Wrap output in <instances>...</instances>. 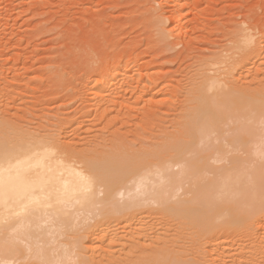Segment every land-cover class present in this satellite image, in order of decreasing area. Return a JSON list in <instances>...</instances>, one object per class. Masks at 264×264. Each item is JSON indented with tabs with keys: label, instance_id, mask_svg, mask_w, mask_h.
Listing matches in <instances>:
<instances>
[{
	"label": "rangeland",
	"instance_id": "1",
	"mask_svg": "<svg viewBox=\"0 0 264 264\" xmlns=\"http://www.w3.org/2000/svg\"><path fill=\"white\" fill-rule=\"evenodd\" d=\"M247 17L259 23L249 33L262 43L264 0H0V144L26 136L84 152L98 167L83 165V172L99 197L111 191L124 202L121 210L103 204L100 209L113 210L85 211L75 223L59 224L63 236L53 235L54 256L62 247L78 264H264V212L249 224L218 227L205 211L153 202L129 207L122 195L179 155L174 145L190 129L183 113L194 105L188 89L201 81L210 57L232 47L226 34ZM259 49L243 76L231 61L220 65L221 79L251 92L263 89V43ZM105 76H117L120 87L108 100L93 94ZM233 124L232 118L219 123L220 151ZM212 177L186 179L175 202L194 198ZM20 245L21 252L1 261L45 263Z\"/></svg>",
	"mask_w": 264,
	"mask_h": 264
},
{
	"label": "bare ground",
	"instance_id": "2",
	"mask_svg": "<svg viewBox=\"0 0 264 264\" xmlns=\"http://www.w3.org/2000/svg\"><path fill=\"white\" fill-rule=\"evenodd\" d=\"M253 19L247 17L243 24L227 32L232 47L224 50V55L210 57L207 65L205 64L207 72L202 75L201 81L194 82L192 88L188 89L187 94L193 97L194 105L183 113L189 117L190 129L187 140L175 141L178 143L174 145L173 151L176 149L179 155H173L167 168L152 175L155 181L150 179L151 175L143 176L135 183L134 189L131 186L123 193L120 191L125 195V205L130 207L136 203L153 202L158 206L175 205L183 208L182 210H201L211 215L209 217L215 220L214 224L216 222L217 226L227 228L236 223L242 224V221L249 224L264 212V88L251 92L228 84L218 74L220 65L231 61L243 76V71L253 58L259 57L255 55L261 51L262 47H259L264 44V38L262 37V43L252 39L253 35L249 32L259 26ZM106 77H101L103 80H99L93 88L95 97L102 100L112 99L120 89L116 87L117 76L111 79ZM227 118H232L234 124L230 128L228 141L222 139L226 150L220 151L216 146L222 133L219 123ZM15 133L20 135V132ZM9 138L5 141L6 138L3 137L5 142L0 144V230L7 228V237L0 239V256L15 255L16 252H21L20 244H26L29 256L35 260L47 264H78L74 262L75 259L68 258L67 250L64 251L65 245H62L64 249L59 247L60 254L57 252V256H54L58 248L51 247L56 242L53 235L63 236L58 231L59 224L69 221L75 223L85 211L94 214L101 212L103 207H99L103 204H115L113 209L121 210L119 206L122 207L124 202L120 204V201L113 200V193L108 194L111 191L107 193L110 197H99L100 193L89 182L90 177L83 172V165L94 171L98 169L96 162H91L92 157L86 153L71 151L60 145L56 147L53 142L49 143L44 139L26 136ZM243 154L245 157H240ZM210 162L215 165H211V173L206 169ZM218 163L223 164L216 165ZM210 174L213 175L212 179L206 185L198 187L193 193L192 201L175 202L174 199L177 200L186 179H197L202 175L207 177ZM222 207L223 211L215 213ZM209 219L205 222L211 221ZM30 231H33V236ZM70 252L68 251L69 255ZM3 260L0 259V262ZM8 261L10 260L3 263H9ZM174 261L167 264H180ZM212 263L215 264L214 261Z\"/></svg>",
	"mask_w": 264,
	"mask_h": 264
}]
</instances>
